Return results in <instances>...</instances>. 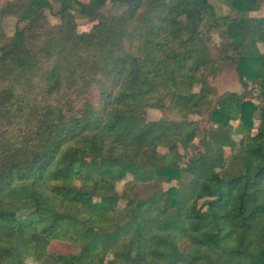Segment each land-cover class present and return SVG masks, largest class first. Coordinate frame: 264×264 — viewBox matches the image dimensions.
<instances>
[{"label": "trees", "instance_id": "obj_1", "mask_svg": "<svg viewBox=\"0 0 264 264\" xmlns=\"http://www.w3.org/2000/svg\"><path fill=\"white\" fill-rule=\"evenodd\" d=\"M53 1L54 26L46 0L0 6L22 24L0 42V264H264V105L219 95L189 156L187 121L210 105L218 60L197 56L219 29L223 62L264 102V17H246L257 0H224L231 20L210 0ZM103 2L124 10L104 16Z\"/></svg>", "mask_w": 264, "mask_h": 264}, {"label": "rangeland", "instance_id": "obj_2", "mask_svg": "<svg viewBox=\"0 0 264 264\" xmlns=\"http://www.w3.org/2000/svg\"><path fill=\"white\" fill-rule=\"evenodd\" d=\"M7 1L11 0H0V6L4 5ZM48 4L50 5L51 9L44 10L43 14L47 20V23L50 26H54L58 24V19L55 18L53 15L57 11L58 5L53 0H46ZM82 2H87L88 0H81ZM258 2V8L256 11L248 12L246 14V17H249L251 20H258L260 18L264 17V0H257ZM210 9L212 14L215 18L221 19L228 17L229 20L241 18V14H231L230 9L226 6L224 0H210ZM96 7H102L100 12L102 15H119L123 10L124 6L117 5V4H109V3H101L96 4ZM227 18V19H228ZM95 22H89L87 19L83 18V16H79L77 13H74V24H75V30L77 33H85L90 30L92 25ZM21 27L22 24H17L16 19L12 18L11 16H5L0 17V34L2 35V39H0V42H3L7 39H9L12 36V33L14 32V29L16 27ZM231 28V27H230ZM226 31V29H219L215 30L210 34V38L212 40L210 45L205 46L198 54L197 58L204 60V59H213L218 60L216 72L213 71L212 74H207V83L212 89V93H210L207 97V100L209 101L210 105L205 106L202 110L200 115H190L187 117V121L195 122L197 124L198 132L196 134V138L191 141L188 144V156L199 147L198 140L202 136V131L210 129L212 126L207 122V116H208V110L210 107L214 104V101L216 98L225 93H237L239 95H242L245 91L244 99L250 103H253L254 105L261 106L264 105V102L260 99V90L256 86V84H246L247 82H243L246 85V90H242V86L239 82V78L237 75V71L235 69L234 64L231 62H226L222 60V54L221 51L223 49V46L225 43H228V40L224 42V40L221 38L224 34L223 31ZM230 31L229 27L227 28V33ZM257 49L260 53L264 54V44H257ZM230 53H228L229 55ZM194 91H197V87L194 88ZM163 116L160 111L157 109H148L146 112V119L148 121H155L160 119V117ZM164 116L168 120H180V117L174 114H164ZM230 124L233 127H236L237 122L231 121ZM256 124V123H255ZM253 132V136H254ZM171 138H175L174 135H170ZM235 143H238L239 137H234L233 139ZM236 148V147H235ZM159 152H164V150H159ZM179 152L182 153L181 149L179 148ZM229 154V150L226 149V155ZM124 182H120L116 184L115 189L117 192H120L122 190ZM170 185H174V182L170 183L169 185H162V188L165 189L169 187ZM137 192L139 195H143L145 193V190L143 187H138ZM191 204L194 208H197L199 206V202L196 200H192ZM180 248L183 249V246L180 245ZM48 251L51 253L59 254V255H66V254H76L78 249L70 244L59 242V241H51L48 245ZM111 260L107 259L104 264H110ZM25 264H37L35 262H32L31 260L25 261Z\"/></svg>", "mask_w": 264, "mask_h": 264}]
</instances>
